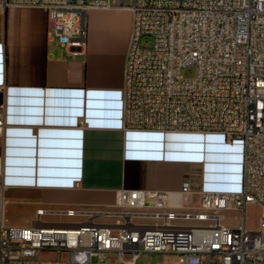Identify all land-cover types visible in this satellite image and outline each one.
Returning a JSON list of instances; mask_svg holds the SVG:
<instances>
[{
  "label": "built area",
  "instance_id": "built-area-1",
  "mask_svg": "<svg viewBox=\"0 0 264 264\" xmlns=\"http://www.w3.org/2000/svg\"><path fill=\"white\" fill-rule=\"evenodd\" d=\"M39 7L66 50L87 45L93 9H128L132 28L121 90V128L216 132L243 146L238 191L121 188L112 203L41 207L29 226L0 217V264H136L142 253L173 264H264V0H3ZM194 67L193 77L182 70ZM6 84L0 85V140ZM4 154L0 153V193ZM260 204L257 229L246 210ZM236 211L237 225L226 221ZM193 221V222H190ZM196 221V222H194ZM44 253L53 257L44 258ZM115 255L116 261H108Z\"/></svg>",
  "mask_w": 264,
  "mask_h": 264
},
{
  "label": "crops",
  "instance_id": "crops-1",
  "mask_svg": "<svg viewBox=\"0 0 264 264\" xmlns=\"http://www.w3.org/2000/svg\"><path fill=\"white\" fill-rule=\"evenodd\" d=\"M129 0H122L127 5ZM132 28L128 9H93L84 51L49 32L39 7L0 0V85L6 84L1 214L29 226L41 207L112 203L121 188L238 191L243 146L216 132L121 128V90Z\"/></svg>",
  "mask_w": 264,
  "mask_h": 264
},
{
  "label": "rangeland",
  "instance_id": "rangeland-1",
  "mask_svg": "<svg viewBox=\"0 0 264 264\" xmlns=\"http://www.w3.org/2000/svg\"><path fill=\"white\" fill-rule=\"evenodd\" d=\"M196 74V69L194 67L186 68L182 70V75L184 77H193ZM262 206L260 204H250L247 206L246 210V220L247 227L249 229L255 230L259 226V220L262 212ZM226 221L231 225H237L238 219L235 216L238 215L236 211H226ZM193 222V221H190ZM196 222V221H194ZM44 258L53 257L50 253H44ZM108 261H116L117 257L115 255L109 256ZM178 256L162 254V253H142L136 261V264H173L177 263Z\"/></svg>",
  "mask_w": 264,
  "mask_h": 264
}]
</instances>
